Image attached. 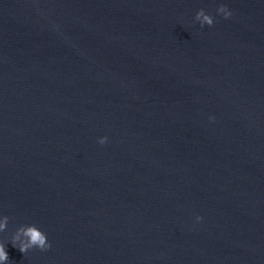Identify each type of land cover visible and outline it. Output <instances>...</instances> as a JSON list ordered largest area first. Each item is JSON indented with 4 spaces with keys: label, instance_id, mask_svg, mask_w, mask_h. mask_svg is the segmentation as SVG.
Here are the masks:
<instances>
[{
    "label": "water",
    "instance_id": "obj_1",
    "mask_svg": "<svg viewBox=\"0 0 264 264\" xmlns=\"http://www.w3.org/2000/svg\"><path fill=\"white\" fill-rule=\"evenodd\" d=\"M5 215L8 264H264V0H0Z\"/></svg>",
    "mask_w": 264,
    "mask_h": 264
},
{
    "label": "clouds",
    "instance_id": "obj_2",
    "mask_svg": "<svg viewBox=\"0 0 264 264\" xmlns=\"http://www.w3.org/2000/svg\"><path fill=\"white\" fill-rule=\"evenodd\" d=\"M218 12L222 13L225 18L232 15V12L227 8L226 5L221 4L218 8ZM196 20L200 21L201 26L207 24L209 26L213 25L215 20L214 17L207 13L203 8H201L196 13ZM107 141V137H101L99 142L104 144ZM202 219V217H197V220ZM9 217H0V231H4L7 228ZM23 237V239H22ZM18 242V243H17ZM12 244L17 247L22 253H27L30 248H39L41 250H46L51 247L50 242L46 233L38 227L36 224H26L21 225L15 232L12 238ZM9 255L5 248V243L0 241V264H8Z\"/></svg>",
    "mask_w": 264,
    "mask_h": 264
}]
</instances>
